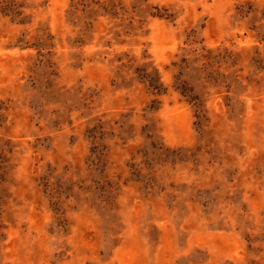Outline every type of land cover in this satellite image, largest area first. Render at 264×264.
<instances>
[{"label": "rangeland", "instance_id": "obj_1", "mask_svg": "<svg viewBox=\"0 0 264 264\" xmlns=\"http://www.w3.org/2000/svg\"><path fill=\"white\" fill-rule=\"evenodd\" d=\"M0 264H264V0H0Z\"/></svg>", "mask_w": 264, "mask_h": 264}]
</instances>
